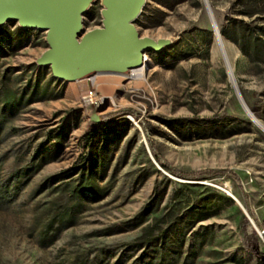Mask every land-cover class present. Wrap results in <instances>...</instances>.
Returning <instances> with one entry per match:
<instances>
[{"label":"rangeland","instance_id":"374dc122","mask_svg":"<svg viewBox=\"0 0 264 264\" xmlns=\"http://www.w3.org/2000/svg\"><path fill=\"white\" fill-rule=\"evenodd\" d=\"M207 1L219 31L238 21L244 33L264 31V14L248 19L237 0ZM100 8L96 0L83 14L84 31L100 26ZM133 23L140 36L172 40L144 51L141 79L131 72L68 82L34 62L47 48L43 31L4 24L0 90L22 99L0 130V264H130L142 251L132 241L160 216L155 228L179 245L178 264H264V132L236 99L204 0H145ZM221 37L243 101L264 127V63L251 66ZM104 80H113L111 91L101 89ZM124 108L136 116L90 120L92 111ZM179 118L191 120L187 131L169 127ZM149 143L182 173L223 172L173 175ZM33 156L42 164L27 171ZM82 165L94 170L96 193H84L74 223L42 246L41 231L70 202L66 189Z\"/></svg>","mask_w":264,"mask_h":264},{"label":"water","instance_id":"95a60500","mask_svg":"<svg viewBox=\"0 0 264 264\" xmlns=\"http://www.w3.org/2000/svg\"><path fill=\"white\" fill-rule=\"evenodd\" d=\"M95 1L0 0V26L14 21L21 29L43 31L47 48L34 62L48 66L54 78L66 82L98 72L126 73L141 65L144 51L150 49L158 53L171 45L169 38L153 39L137 32L133 22L145 0H99L100 26L84 31L83 14ZM229 82L242 110L251 120L252 113L243 101L232 72ZM90 120L98 123L100 118L92 111Z\"/></svg>","mask_w":264,"mask_h":264},{"label":"trees","instance_id":"16d2710c","mask_svg":"<svg viewBox=\"0 0 264 264\" xmlns=\"http://www.w3.org/2000/svg\"><path fill=\"white\" fill-rule=\"evenodd\" d=\"M236 3H240L242 7L241 14L246 16L248 19H251L255 14H264V0H237ZM241 23L242 21L232 23L229 28L230 32L228 34L221 30L219 32L222 36H225L234 44H236L240 52L246 56L251 66L259 67V61H263L262 63H264V31L261 32L259 36L252 35L251 33H244ZM3 29L4 25L0 26V36L2 35ZM17 30H21V28L17 27ZM21 99V96H17V94L11 89L2 88L0 90V130H2V126L6 121V117H8V115L17 113ZM27 99L28 97L23 100L26 101ZM116 113H127L131 116H136V112L134 110L130 108H124L99 116V122L105 121ZM245 122L249 124L248 119H245ZM176 124H179V126L182 127L184 131H187V128L192 125L191 120L187 118H179L170 120L169 127L172 130H175ZM84 139L87 144L90 140L89 133L84 135ZM149 146L154 160L159 163L163 169L173 175L189 180H198L211 176L214 173L223 172V170H210L199 175L182 173L164 161V159L160 157L151 143H149ZM31 159L32 160H30L24 169L27 171H36L42 164L43 157L41 156V162L37 164H34V156ZM83 159L85 158H82V160ZM93 174L94 170L82 165L76 182L71 186V188L66 189L70 202L64 205L62 209L53 213L52 217L41 231L40 241H43L41 244L42 246L49 245L55 239V236L57 235L60 228L70 226L74 223V211L80 205L81 198L85 196L84 193H96L97 183L93 178ZM68 184L69 182H63L62 185L65 186ZM243 204L247 213L250 215L247 204L245 202H243ZM141 213L142 211L139 214ZM159 220L163 221V217H155L152 222L146 223L141 227L140 233L131 243L132 246L142 249L141 255L137 259L132 260L130 264H178L181 254L180 247L175 241L166 237L165 228H155L156 222ZM55 223V231L50 234L48 227H52ZM179 264H186L185 258L182 259Z\"/></svg>","mask_w":264,"mask_h":264},{"label":"bare ground","instance_id":"6f19581e","mask_svg":"<svg viewBox=\"0 0 264 264\" xmlns=\"http://www.w3.org/2000/svg\"><path fill=\"white\" fill-rule=\"evenodd\" d=\"M204 2H205V5H206V8H207V11L209 13V17L211 19V24H212V27H213V30H214L218 51L220 52V55L222 56V58L224 60V63H225V66L227 68V72H228V75H229V79H230V73L232 72V68H231V65H230V61H229V57H228V53H227V48H226L225 42L222 39V37H221V35L219 33V30H218V27H217V25H216V23L214 21L211 9H210L209 4H208V1L204 0ZM146 66H147V59H145V57H144L142 59V63H141L140 66L134 67V68H130V69H128V71L126 73L98 72V73H94L93 75H91V76H89L87 78H83V79H90V78H93L96 75L127 76L129 73L132 72L134 74V77L139 80V79H141L143 77V71H144V68ZM102 82H103V85H102L101 89L103 91L109 92V91H111L113 89V86L111 85L113 83V80H104ZM83 99H86V98H83ZM110 104H112L111 99H110ZM251 120L253 121V123H255V125H257V127H259L264 132V127L261 125V123H259V121L257 119H255L253 114L251 116Z\"/></svg>","mask_w":264,"mask_h":264}]
</instances>
